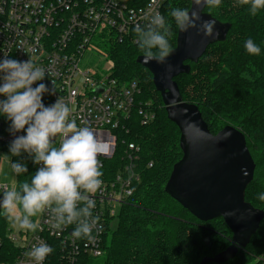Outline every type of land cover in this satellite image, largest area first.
<instances>
[{"label": "trees", "instance_id": "trees-1", "mask_svg": "<svg viewBox=\"0 0 264 264\" xmlns=\"http://www.w3.org/2000/svg\"><path fill=\"white\" fill-rule=\"evenodd\" d=\"M176 7L188 10L190 0H164L162 10L166 19L170 20L169 12ZM204 11L230 24L227 36L222 42L209 45L197 62L186 61L189 72L174 80L182 99L197 105L210 132L231 125L244 135L255 164L244 198L263 211L258 229L234 258L207 264H259L254 260L264 254V202L257 198L264 192V11L252 16L248 6L240 5L239 0H223L219 8L205 6ZM176 37L177 29L173 26L169 38L172 48ZM248 38L260 46L261 55L252 56L245 51L244 42ZM101 47L111 65L112 76L139 84L135 108L139 104L149 107L153 118L142 122L137 108L132 110L122 137L139 148V182L119 208L114 227L104 238V253L98 258L82 256L80 264H199L203 257L228 247L232 233L222 218L200 221L164 191L172 166L182 155L180 132L167 118L151 73L136 61L142 53L134 30L130 36L110 40ZM0 148L8 152V145ZM124 148L120 144L117 156L106 164L109 172L119 166ZM24 158L29 174L16 177L17 184L36 170L31 159Z\"/></svg>", "mask_w": 264, "mask_h": 264}, {"label": "built area", "instance_id": "built-area-1", "mask_svg": "<svg viewBox=\"0 0 264 264\" xmlns=\"http://www.w3.org/2000/svg\"><path fill=\"white\" fill-rule=\"evenodd\" d=\"M163 3L164 0H0V59H29L45 68L48 76L41 82L55 91L42 98L45 105L57 98L64 100L72 107L77 123L83 122L82 126L90 127L107 144V152L99 156L103 186L93 197L97 203L94 214L99 216L103 230L94 233L90 241L75 239L71 235L74 225L63 231L52 230L45 213L33 218L39 223L36 232H14L11 223L0 217V264H33L25 253L40 242L54 249L44 264H80L82 256L98 258L104 253V238L114 227L119 208L139 182V148L127 143L122 132L140 87L134 80L124 82L112 76L110 64L103 67L108 72H102L97 63L85 65L90 56L106 58L102 44L130 36L136 23L145 25V14L159 11L163 15ZM136 108L142 122L153 118L149 107L139 104ZM7 128L8 122L0 119V145H8L13 139ZM120 144L125 148L119 166L109 172L106 164L117 156ZM0 152L6 151L0 148ZM7 189L8 183L0 182V192ZM257 261L264 264V257Z\"/></svg>", "mask_w": 264, "mask_h": 264}, {"label": "clouds", "instance_id": "clouds-1", "mask_svg": "<svg viewBox=\"0 0 264 264\" xmlns=\"http://www.w3.org/2000/svg\"><path fill=\"white\" fill-rule=\"evenodd\" d=\"M192 2L196 8H219L223 0ZM239 3L248 6L252 16L264 11V0ZM169 17L170 20L154 11L145 14V25L135 24L133 30L144 64H166L173 51L169 39L173 26L181 32L196 29L206 37L214 33V22L202 20L195 10L172 8ZM244 49L249 55H261L260 46L252 38L244 42ZM167 67L171 69L172 65ZM47 76L45 68L29 59H0V119L8 122L7 131L13 137L7 154L0 155L7 160L14 177L29 174L25 156L36 166L28 179L0 192V217L34 233L39 223L33 218L47 213L52 230L63 231L74 225L72 237L90 241L94 233L103 230L99 216L94 214L97 203L93 197L103 186L99 156L107 152V144L90 127L82 126L83 122L77 123L72 107L64 100L57 98L45 105L42 98L55 94L53 88L41 82ZM257 198L264 202V192ZM53 252L51 246L40 242L25 255L33 264H44Z\"/></svg>", "mask_w": 264, "mask_h": 264}, {"label": "water", "instance_id": "water-1", "mask_svg": "<svg viewBox=\"0 0 264 264\" xmlns=\"http://www.w3.org/2000/svg\"><path fill=\"white\" fill-rule=\"evenodd\" d=\"M204 8H196L190 0L188 11L195 10L202 20L214 22L211 36L206 37L196 29L177 30L176 45L166 64L155 61L144 64L142 55L136 59L151 73L167 118L180 132L182 155L173 164L164 191L200 221L222 218L232 233L228 247L203 257L199 264L224 263L234 258L249 243L263 218V211L244 198L255 168L244 135L231 125L210 132L197 105L182 99L174 80L189 72L186 61L197 62L209 45L225 40L230 29V24L218 21ZM168 64L172 65L171 69Z\"/></svg>", "mask_w": 264, "mask_h": 264}, {"label": "rangeland", "instance_id": "rangeland-1", "mask_svg": "<svg viewBox=\"0 0 264 264\" xmlns=\"http://www.w3.org/2000/svg\"><path fill=\"white\" fill-rule=\"evenodd\" d=\"M102 48V47H101ZM103 49V48H102ZM96 63L98 64L99 66V69L103 72L104 69L103 67H106L107 65L106 64H110L108 62V60H106V58H97L95 56H90L89 59L87 60L86 62V65L85 67L87 66H95ZM104 72H108V71H104ZM0 154H7L6 152H0ZM0 182H6L8 183L9 185V189L14 185L16 184V177H14L12 174H11V171H10V168L8 166V162L7 160L4 158L3 155H0ZM115 224V223H114ZM10 227L11 229L14 231V232H18L19 228L18 226L17 227H14L12 224H10ZM263 256L264 257V254H260L258 257H261ZM258 257L254 260V261H257Z\"/></svg>", "mask_w": 264, "mask_h": 264}]
</instances>
